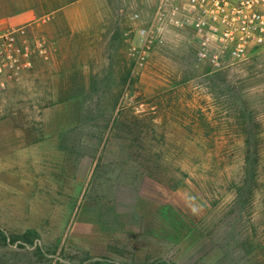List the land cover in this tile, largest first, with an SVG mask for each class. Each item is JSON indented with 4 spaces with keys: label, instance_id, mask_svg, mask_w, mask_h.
Segmentation results:
<instances>
[{
    "label": "rangeland",
    "instance_id": "obj_1",
    "mask_svg": "<svg viewBox=\"0 0 264 264\" xmlns=\"http://www.w3.org/2000/svg\"><path fill=\"white\" fill-rule=\"evenodd\" d=\"M151 3L26 28L52 41L0 85V264H264V52L214 70L182 34L137 69Z\"/></svg>",
    "mask_w": 264,
    "mask_h": 264
},
{
    "label": "built area",
    "instance_id": "obj_2",
    "mask_svg": "<svg viewBox=\"0 0 264 264\" xmlns=\"http://www.w3.org/2000/svg\"><path fill=\"white\" fill-rule=\"evenodd\" d=\"M151 13L132 31L130 55L143 69L156 47L184 36L195 58L214 70L264 52V0H152ZM130 19L142 22L133 11ZM44 42L27 40L25 27L0 29V85L29 71L47 56Z\"/></svg>",
    "mask_w": 264,
    "mask_h": 264
},
{
    "label": "crops",
    "instance_id": "obj_3",
    "mask_svg": "<svg viewBox=\"0 0 264 264\" xmlns=\"http://www.w3.org/2000/svg\"><path fill=\"white\" fill-rule=\"evenodd\" d=\"M15 1L20 2V4H16ZM44 1L45 0H0V29L18 27L30 29L32 28V24L37 22L39 25L41 22L44 24L50 23L56 17H61L63 20L65 18L67 19L66 22L72 34L89 29L88 21H83L75 17L72 20L71 14L84 7V5L91 0H76L66 3L59 8L56 7V9H46L44 7ZM11 2H13V6L10 5ZM106 7L107 5L103 3L98 7L100 10L98 9L96 12H105ZM79 16L80 18L82 17L81 14L77 15V17ZM48 20L51 21L48 22ZM37 37L38 41L42 38L44 43L46 40H49L45 35H38ZM51 43L55 44V42Z\"/></svg>",
    "mask_w": 264,
    "mask_h": 264
},
{
    "label": "trees",
    "instance_id": "obj_4",
    "mask_svg": "<svg viewBox=\"0 0 264 264\" xmlns=\"http://www.w3.org/2000/svg\"><path fill=\"white\" fill-rule=\"evenodd\" d=\"M248 143V146H249V142ZM261 158H262V161L264 159V156L261 154L260 155H255V154H250V155H247L246 158L244 159V170L245 172H247L248 175H251V177H253L254 179V176L257 174V171H259V164H258V161L260 162L261 161ZM150 175H153V174H150ZM260 176V175H259ZM244 192L245 190H243L242 188L237 190L236 191V197L235 199H241L243 198L244 196ZM255 195H256V190H251L250 193H249V198H255Z\"/></svg>",
    "mask_w": 264,
    "mask_h": 264
}]
</instances>
